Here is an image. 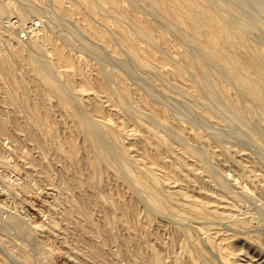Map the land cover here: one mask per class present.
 <instances>
[{"label": "rangeland", "instance_id": "rangeland-1", "mask_svg": "<svg viewBox=\"0 0 264 264\" xmlns=\"http://www.w3.org/2000/svg\"><path fill=\"white\" fill-rule=\"evenodd\" d=\"M96 1L0 0V264H264V109L146 1L118 0L121 14ZM218 1L264 30V0ZM130 19L154 28L158 42ZM257 28L248 44L264 54ZM131 43L152 65L132 56ZM30 56L52 67L72 101L43 96ZM78 112L105 150L95 186Z\"/></svg>", "mask_w": 264, "mask_h": 264}, {"label": "bare ground", "instance_id": "bare-ground-1", "mask_svg": "<svg viewBox=\"0 0 264 264\" xmlns=\"http://www.w3.org/2000/svg\"><path fill=\"white\" fill-rule=\"evenodd\" d=\"M55 1V0H54ZM85 4H90L92 3L93 0H82ZM96 1V0H95ZM100 1V0H99ZM108 2V6H109V10L112 14H118V13H122L120 12V4L118 0H106ZM146 1L151 7L155 8L158 16L165 19L174 29H176L179 33L188 36L191 40V42H193V44H195L197 47H199L200 50L206 52L207 54H209V56H211L213 59H215L216 61L219 62V65L222 66L226 72L228 73V75L230 76L229 79L231 81H235L237 83V85H239L240 87L238 89L241 88V92H244L246 95V97H250V99L254 100L256 103H258L260 105V107H262L264 109V54L251 49L249 47L248 44V40H247V31L251 30L255 27V20L252 16L250 19L249 18V14L247 13L246 15V19H243V22H240L237 19V16H235V11L234 8L232 9H227L225 5H223L221 2H219L218 0H214L212 2H210V0H144ZM81 2V1H80ZM82 2V4H84ZM97 2V1H96ZM212 4H214L215 6H213ZM58 5V3H57ZM60 5V4H59ZM58 5V6H59ZM227 5V4H226ZM60 7V6H59ZM64 7V6H63ZM61 8V7H60ZM69 8V7H68ZM6 9V7L4 6H0V12H4V10ZM7 10V9H6ZM5 10V11H6ZM70 10V8L68 9ZM89 10V9H88ZM99 9H97L98 11ZM106 10V8H105ZM106 10V11H107ZM90 11V10H89ZM244 12V11H243ZM95 13V12H94ZM126 13V12H125ZM99 14V13H98ZM244 15V13H242ZM249 15V16H248ZM124 16L126 18H129L130 16H125V15H121ZM241 15H239L240 17ZM132 20V19H130ZM129 20V21H130ZM164 20V21H165ZM241 20V19H240ZM135 22V32L141 35H144L148 38V40L152 41V42H158V38L159 35L154 31L155 29L151 28L148 24L144 23V22H139V21H134ZM87 22V21H86ZM89 23V22H88ZM257 24V23H256ZM133 25V23H132ZM86 26V25H85ZM90 26V25H88ZM92 27H94L92 25ZM96 27V26H95ZM97 28V27H96ZM134 28V27H133ZM98 29V28H97ZM134 30V29H133ZM257 30H263L262 27L261 29L258 27ZM95 31V29H94ZM102 31V30H101ZM264 33V30H263ZM262 33V34H263ZM98 34V33H97ZM134 34V33H132ZM259 36L261 35V33H258ZM182 35V36H183ZM249 35V34H248ZM264 35V34H263ZM261 35V36H263ZM258 36V35H256ZM259 36L257 38L258 42H259ZM109 37V36H108ZM264 37V36H263ZM119 38V37H118ZM162 38V37H161ZM262 38V37H261ZM260 38V40H262ZM111 39V38H110ZM107 40V38H106ZM133 40V38H132ZM256 40V41H257ZM264 40V39H263ZM161 41V40H160ZM151 42V43H152ZM262 41H260L261 44ZM264 41L262 42L261 45L263 44ZM38 47H40V45H37ZM128 47V46H127ZM140 47V46H139ZM138 46H136L135 44L131 43L129 45V50L132 54V56L141 64H149L152 65L150 63H147V61L144 58L143 53L141 52V48H139ZM147 50V49H146ZM18 54V53H17ZM12 55V54H11ZM23 55V54H22ZM16 56V55H15ZM193 57V56H192ZM6 58V57H5ZM10 59H13L10 57ZM10 59L8 60L10 62ZM17 60V59H16ZM7 60H5V68L7 70V74L9 75V77L11 79H13V74L15 72H13L15 70H13V67L11 66L12 63H8ZM18 61V60H17ZM29 63L31 64L30 67H32L31 69H33L32 71H34L39 77L40 80L43 81L45 87H43L42 89V93L44 96V93H54L57 98L58 101H60L61 103H68L70 101H72V99L69 101V99L73 96V95H69L68 92L66 91V88H68V86L65 85V87L60 86L59 84H56L52 79L49 78L48 76V72H49V68L51 69L52 67H48L47 63H45L43 60L37 58V57H32L30 56L28 58ZM16 62V61H14ZM151 62V60H150ZM156 62V61H155ZM19 63V61H18ZM196 63V62H195ZM3 64V63H2ZM14 64V63H13ZM17 64V63H16ZM52 64V63H50ZM191 66L194 65V63H189ZM196 65L198 66L199 70L201 72L204 73V75H211L212 72L209 68V66H207V64L202 60V58L199 57V59H197V63ZM195 65V66H196ZM147 66V65H146ZM155 66V65H154ZM156 67V66H155ZM178 67V66H177ZM180 68V67H179ZM178 68V69H179ZM197 68V67H196ZM223 69V70H224ZM102 70V74L105 75V73H103V69ZM181 70V69H180ZM16 71V70H15ZM34 74V73H33ZM182 74H184L182 72ZM15 75V74H14ZM17 75V74H16ZM110 75V73H109ZM227 75V76H228ZM36 76V75H35ZM108 76V75H107ZM37 77V76H36ZM103 77V76H102ZM106 77V76H105ZM109 77V76H108ZM221 77V76H219ZM107 80V78H105ZM183 79V78H182ZM185 79V78H184ZM223 79V78H222ZM206 81V80H205ZM210 81V80H209ZM211 83V82H210ZM234 83V82H233ZM63 84V83H62ZM183 84V83H182ZM211 85V84H210ZM236 85V86H237ZM64 86V85H63ZM207 87V86H206ZM220 87V86H219ZM238 87V86H237ZM236 87V88H237ZM212 90V89H211ZM70 92V91H69ZM238 92V90H237ZM240 92V90H239ZM216 93V92H215ZM243 93V94H244ZM122 95V94H121ZM124 96V95H123ZM225 96V94H224ZM125 97V96H124ZM216 97L217 94H216ZM56 98V97H55ZM56 98V99H57ZM126 98V97H125ZM11 99V98H10ZM43 99V98H42ZM127 99V98H126ZM126 99L125 102H126ZM220 99V101L222 100L221 98L218 97V100ZM46 100V99H45ZM123 100V101H124ZM228 103L230 104V106L237 108L238 109V104L237 100L234 98H227ZM251 100V101H252ZM219 101H217L218 103ZM73 104V102H71ZM128 104L130 103L129 100L127 102ZM132 103V102H131ZM225 103V102H224ZM76 104V103H75ZM127 104V105H128ZM37 105V104H36ZM71 105V104H70ZM255 105V104H254ZM258 105V106H259ZM72 106V105H71ZM74 106V105H73ZM130 106V105H129ZM134 104L132 103L131 107L133 109ZM228 106V105H226ZM257 106V105H256ZM29 107V106H28ZM223 107V106H222ZM242 107V106H241ZM75 108H78L77 106ZM74 109V108H73ZM79 109V108H78ZM77 109V110H78ZM129 109V108H128ZM242 109V108H241ZM76 110V111H77ZM80 110V109H79ZM78 110V111H79ZM236 110V109H235ZM81 111V110H80ZM150 111V110H149ZM239 111H240V107H239ZM243 111V110H242ZM72 112V111H71ZM82 112V111H81ZM81 112L75 113V120L77 122V125L79 127V129L83 132V135L85 134L86 136V141L87 144L89 145V152H88V160L90 162V166L92 168V172L91 170L89 171V173L91 172V177L90 178V183L95 186L97 184V171L99 169L100 166V161H102V159L105 157V150H101L100 145H99V135L97 136V134L95 133L96 131H94L93 127L88 125L83 119L85 118L86 113H82V117L79 115ZM84 112V111H83ZM244 112V111H243ZM242 112V113H243ZM31 113V112H30ZM73 113V112H72ZM146 113H148L146 111ZM240 112V114H242ZM33 114V113H32ZM144 114V113H143ZM31 115V114H30ZM73 116V115H72ZM94 116V114H93ZM147 116V115H146ZM149 116L153 115L149 114ZM155 116V115H154ZM40 116L35 117V116H30V120L31 123L37 127L39 129V122ZM91 117V116H88ZM74 118V117H73ZM92 118V117H91ZM90 118V119H91ZM98 118V117H97ZM147 118V117H146ZM157 118V117H156ZM159 118V116H158ZM167 118V117H165ZM39 119V120H38ZM89 119V118H87ZM89 119V120H90ZM107 120V119H106ZM148 120V119H147ZM146 120V121H147ZM155 120V119H153ZM168 120V119H167ZM91 121V120H90ZM95 121V119L93 120ZM91 121V123L93 122ZM109 121V119H108ZM108 121H106L108 123ZM151 121V120H150ZM98 122V121H97ZM93 123V124H97ZM102 122V121H101ZM105 122V121H104ZM156 122V120H155ZM153 121V123H155ZM160 122V121H158ZM32 124H29L30 126ZM44 124V123H43ZM90 124V123H89ZM112 124V123H110ZM160 124V123H159ZM109 125V124H108ZM163 125V124H162ZM24 126V125H23ZM41 126V124H40ZM95 126H98L95 125ZM33 127V126H31ZM30 127V128H31ZM43 127V126H41ZM114 127V126H111ZM8 129V128H7ZM24 129V128H23ZM33 128H31L32 130ZM100 129V127H99ZM164 129L166 130V128L164 127ZM27 131V129H25ZM29 129V131H31ZM102 130V129H101ZM103 130H105L103 128ZM115 130V127H114ZM164 130V131H165ZM184 130V129H183ZM98 131V130H97ZM106 131V130H105ZM116 131V130H115ZM167 131V130H166ZM101 133V131H99ZM108 132V131H107ZM117 132V131H116ZM169 132V131H168ZM175 132V131H174ZM31 133V132H30ZM81 133V132H80ZM98 133V132H97ZM170 133V132H169ZM99 134V133H98ZM103 134V132H102ZM109 134V133H108ZM119 134V133H117ZM175 134V133H174ZM178 134V133H177ZM176 134V135H177ZM169 135V134H168ZM110 136V135H108ZM36 137V136H35ZM172 137V136H171ZM174 137V136H173ZM178 137V136H176ZM18 139V137H16ZM37 138V137H36ZM101 138V137H99ZM112 138V137H111ZM109 138V139H111ZM175 138V137H174ZM181 138V137H179ZM73 139V138H72ZM104 139V138H103ZM108 139V138H107ZM182 139V138H181ZM31 140V139H30ZM106 140V138H105ZM173 140V139H172ZM112 144V139L110 140ZM178 141V140H175ZM183 143V139L181 140ZM185 142V141H184ZM176 143V142H175ZM104 145V143L102 144ZM101 145V146H102ZM105 145H107L105 143ZM113 145V144H112ZM111 145V146H112ZM184 145V144H183ZM103 147V146H102ZM193 147V146H192ZM68 148V153H76L77 152V146H76V142L74 140H70L69 142V147ZM106 148V147H105ZM115 148V147H113ZM120 148V147H119ZM194 148V147H193ZM108 149V148H107ZM121 149V148H120ZM118 149V150H120ZM111 150V149H109ZM114 150V149H112ZM201 149H199L200 151ZM115 151L114 150V154L115 155ZM109 152V151H108ZM118 152V151H117ZM123 152V151H122ZM202 152V150L200 151V153ZM111 153V151H110ZM119 153V152H118ZM61 154V153H60ZM121 155V153H119ZM118 154V155H119ZM126 154V153H125ZM124 154V156H125ZM205 154V153H204ZM119 155V156H120ZM201 155L203 156V153H201ZM111 156V155H110ZM68 157V156H66ZM117 157V156H116ZM204 157V156H203ZM112 158V156H111ZM118 158V157H117ZM122 158H124L122 156ZM107 159V158H106ZM203 159V158H202ZM121 159L119 158L118 161H120ZM125 160V159H123ZM253 160V158H252ZM251 160V161H252ZM204 161V159H203ZM202 161V162H203ZM255 161V160H254ZM70 162V161H69ZM200 162V161H199ZM108 163V160H107ZM104 164V163H103ZM110 164V163H108ZM201 164V163H200ZM205 164V163H204ZM68 165H70V163H68ZM105 165V164H104ZM103 165V166H104ZM207 165V164H206ZM102 167V165H101ZM208 169L209 166H207ZM206 171V170H205ZM209 171V170H208ZM207 171V172H208ZM70 172H72V169L70 170ZM73 173V172H72ZM50 174V173H49ZM211 174V173H210ZM77 175V173H76ZM90 175V174H89ZM11 176V175H10ZM73 176V175H72ZM77 177H79L77 175ZM80 178V177H79ZM219 179V178H218ZM89 180V179H88ZM226 180V178H225ZM76 183V182H75ZM220 183V182H219ZM228 183V182H227ZM226 184V183H225ZM230 185V183H228ZM145 185V184H144ZM154 185V184H153ZM220 185V184H219ZM77 186V185H76ZM75 186V187H76ZM148 186V185H147ZM151 186V185H150ZM155 186V185H154ZM224 186V185H223ZM92 187V186H91ZM156 187V186H155ZM222 189V186H220ZM80 188V187H79ZM151 189V188H150ZM159 189V188H158ZM225 189V188H224ZM80 190V189H79ZM97 190V188H96ZM156 191V190H155ZM96 192V191H94ZM98 192V191H97ZM96 192V194H97ZM153 193V191H152ZM150 193V194H152ZM155 193V192H154ZM154 195V194H153ZM96 196V195H95ZM98 197V195H97ZM79 202V201H78ZM77 202V203H78ZM86 202H88L86 200ZM76 203V205H78ZM161 203V202H160ZM83 204V203H82ZM103 204V203H102ZM157 205V204H156ZM160 205V204H159ZM81 206V205H80ZM84 206V204L82 205ZM81 206V207H82ZM123 206V205H122ZM80 207V208H81ZM84 208V207H83ZM82 208V209H83ZM101 208V207H100ZM103 209V208H102ZM109 209V208H108ZM155 209V208H154ZM167 209V208H166ZM157 210V209H156ZM104 211V210H102ZM107 211V210H106ZM11 212V211H10ZM9 213V221L10 223L20 226L19 225V220H18V216L13 215V213L11 212ZM80 212V211H79ZM78 212V213H79ZM84 212V210H83ZM103 215V214H102ZM101 216V215H100ZM104 216V215H103ZM112 215H110L111 217ZM106 221V220H105ZM109 221V220H108ZM68 223V222H67ZM98 225V224H95ZM93 226L97 227V226ZM96 229V228H95ZM84 231V230H83ZM80 232V231H79ZM81 233V232H80ZM83 236V235H82ZM89 236V235H88ZM81 237V236H80ZM129 239V237H128ZM90 240V239H89ZM124 240V239H123ZM85 242H88L87 239H85ZM89 243V242H88ZM126 243V242H125ZM86 245V243H84ZM103 249V248H102ZM102 249L100 247H94L93 250V254L95 256H97L98 258H100L102 255ZM105 251V250H104ZM92 253V252H91ZM140 254V253H139ZM101 259V258H100ZM99 259V260H100ZM154 260V259H153ZM102 261V260H101ZM151 262V261H150Z\"/></svg>", "mask_w": 264, "mask_h": 264}]
</instances>
